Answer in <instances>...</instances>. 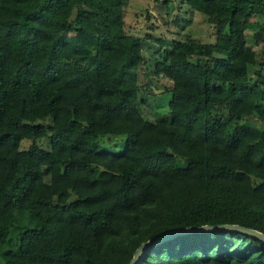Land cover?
Masks as SVG:
<instances>
[{
  "label": "trees",
  "instance_id": "1",
  "mask_svg": "<svg viewBox=\"0 0 264 264\" xmlns=\"http://www.w3.org/2000/svg\"><path fill=\"white\" fill-rule=\"evenodd\" d=\"M180 2L214 40L186 34L155 59L170 99L150 121L124 0H0V264H126L141 242L205 224L264 234V126L241 121L264 123V50L245 36L264 0ZM105 135H124L119 152L99 148ZM138 264H264V243L178 234Z\"/></svg>",
  "mask_w": 264,
  "mask_h": 264
},
{
  "label": "rangeland",
  "instance_id": "2",
  "mask_svg": "<svg viewBox=\"0 0 264 264\" xmlns=\"http://www.w3.org/2000/svg\"><path fill=\"white\" fill-rule=\"evenodd\" d=\"M122 18L124 33L141 39L143 63L137 70V82L144 86L145 90L142 115L150 121L166 118L167 103L170 99L169 82L163 76L154 74L152 68L155 59L162 60L164 52L170 47V42L183 40L186 34L194 41L212 42L213 28L203 14L189 10L180 0H170L166 5L152 0H124ZM250 20L256 21L257 24L246 28V43L257 53L260 60V52L264 48L261 46V39L254 41L253 35L260 26L264 27V21L260 23L261 20L255 17ZM160 40L166 41L163 47ZM261 72L264 73V64ZM241 121L257 127L264 126V123L253 115L245 116ZM98 141L100 149L119 152L123 146L124 135L100 136ZM29 143V140H22L20 148H26ZM38 144L46 148L44 140H38Z\"/></svg>",
  "mask_w": 264,
  "mask_h": 264
},
{
  "label": "water",
  "instance_id": "3",
  "mask_svg": "<svg viewBox=\"0 0 264 264\" xmlns=\"http://www.w3.org/2000/svg\"><path fill=\"white\" fill-rule=\"evenodd\" d=\"M233 231L239 232L251 237H254L261 242L264 243V234L255 229L247 228L238 224H215V225H201V226H188V227H180V228H172L166 231H163L143 242H141L134 250L130 260L126 264H138L142 255L155 244L170 238L172 236L178 234H189L196 232H204V231Z\"/></svg>",
  "mask_w": 264,
  "mask_h": 264
}]
</instances>
